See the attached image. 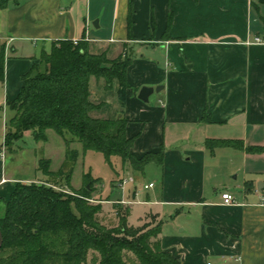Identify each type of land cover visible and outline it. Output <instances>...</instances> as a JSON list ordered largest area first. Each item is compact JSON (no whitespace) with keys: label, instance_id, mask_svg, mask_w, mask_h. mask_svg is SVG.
Segmentation results:
<instances>
[{"label":"crops","instance_id":"0c3cea01","mask_svg":"<svg viewBox=\"0 0 264 264\" xmlns=\"http://www.w3.org/2000/svg\"><path fill=\"white\" fill-rule=\"evenodd\" d=\"M60 39L85 40L91 53L110 59L132 56L124 104L117 83L107 88L105 79L91 76V99L103 94L91 115L126 118L137 157L164 150L160 189L149 181L153 191L141 198L133 187L137 200L100 202L126 204L130 215L138 205L142 223L156 217L163 249L182 264H264V186L258 189L264 183V0H23L0 8L7 99L17 97L22 76ZM145 85L161 89L143 101ZM207 139L242 147L210 150ZM6 165L4 156L0 211L15 183L26 182L10 177ZM225 192L234 203H224Z\"/></svg>","mask_w":264,"mask_h":264},{"label":"trees","instance_id":"16d2710c","mask_svg":"<svg viewBox=\"0 0 264 264\" xmlns=\"http://www.w3.org/2000/svg\"><path fill=\"white\" fill-rule=\"evenodd\" d=\"M22 1L0 0V8L17 6ZM133 11L131 3L130 38L133 37ZM131 63L132 56L128 54L110 59L105 52L91 53L85 40L54 41L50 50L43 52L40 62L22 76L23 85L17 97L6 101L13 116L6 123L4 145L11 147L28 132H32L37 141H47L48 130L53 129L65 140L67 155H73L72 167L77 151L69 145L74 141L80 142L84 150L100 151L107 158L118 156L123 165L130 161L137 171H143L152 162L162 166L163 150L141 157L131 152L135 138L126 134V118L91 115L103 105L91 99V76L105 79L107 88L117 83L118 96L124 104L129 88L127 70ZM4 79L3 48L0 81ZM204 120L211 121L207 112ZM206 146L215 150L217 147H242V144L236 140L207 139ZM50 165V159H41L39 169L47 177L64 176L70 187L73 170L65 175L64 168L53 171ZM91 179L88 181L90 187L86 185L81 192H76L77 195L57 190L47 182H16L10 198L4 200V214L0 215L3 233L0 264H87L91 251L100 255L98 264H127V252L135 255V264H182L162 247L159 239L162 223L147 230L131 226L128 223L130 209L126 207L125 214L118 210V227L103 225L97 217L102 210L101 203H91L95 181ZM245 186L247 191L254 188L251 182ZM115 204L121 209L122 203Z\"/></svg>","mask_w":264,"mask_h":264},{"label":"rangeland","instance_id":"374dc122","mask_svg":"<svg viewBox=\"0 0 264 264\" xmlns=\"http://www.w3.org/2000/svg\"><path fill=\"white\" fill-rule=\"evenodd\" d=\"M93 90L94 92H98L95 84ZM100 92L93 93L92 97L97 100L100 95H103ZM92 100L95 101L94 99ZM6 101L7 96L4 91V84L0 81V150L3 148L5 150V163L7 164L6 168L10 177L14 176L19 179H26L25 183L47 182L57 190L71 195H77L76 192H81L86 185L90 187L88 181L92 177L91 180H95L93 182L94 185L92 184L95 200H106L109 198L112 202L123 198L137 200L133 199L132 195L134 186H137L140 198L146 195L147 192H152V188L149 190H147L148 188H144L145 183L149 181H154L156 183V189H160L162 185L163 165L161 166L152 162L147 164L143 171H137L133 169L130 161L123 165L120 157L112 156L111 158H107L100 151L84 150L82 144L77 141L71 142L69 145L70 148L77 151L74 167H72L73 155H67V144L65 140L53 129L48 134L47 141H37L34 134L28 132L23 138L15 141L11 147L4 145L6 123L13 116V112L6 106ZM99 114H101L100 111L93 112V115ZM63 149L65 150V154L63 153ZM44 158L51 160L50 169L53 171L64 168L65 175H67L70 170H73L70 187H67L64 176L47 177L43 174L39 169V162ZM130 178H133V181ZM124 180L126 182L123 186L118 185L119 182ZM116 181H118L117 184H115ZM217 188L222 189L223 185L220 183ZM232 191L234 193L238 192L237 189H232ZM112 202L101 203L100 201H91L93 204L101 203L102 210L97 217L108 228L118 227L120 224L118 210L125 214L126 207H128L126 204H122L120 209ZM0 212L3 214V209ZM143 215L144 208L134 205L131 215L128 218L129 225L147 230L158 224L159 221L156 217L151 216H148L142 223ZM175 223H178V220L177 222H173V226H166L167 228L169 226L175 227ZM99 258L100 255L97 252L91 251L87 264H98ZM125 258L127 264H135L137 262L135 255L131 252H127Z\"/></svg>","mask_w":264,"mask_h":264},{"label":"water","instance_id":"95a60500","mask_svg":"<svg viewBox=\"0 0 264 264\" xmlns=\"http://www.w3.org/2000/svg\"><path fill=\"white\" fill-rule=\"evenodd\" d=\"M96 26L98 25V21H95L94 23ZM161 87H157L156 89L151 86H143L139 92V98L143 101H148L151 94H153L154 91H160ZM264 186L263 182H258V189H261ZM3 245V233L0 230V248Z\"/></svg>","mask_w":264,"mask_h":264},{"label":"built area","instance_id":"2783aa9c","mask_svg":"<svg viewBox=\"0 0 264 264\" xmlns=\"http://www.w3.org/2000/svg\"><path fill=\"white\" fill-rule=\"evenodd\" d=\"M4 156H5V150L3 148L0 150V158H3ZM130 180L133 181V178H130ZM125 182L126 181L124 180V181L119 182L118 184L123 186L125 184ZM153 186H154V184L150 183L148 185H145V188H152ZM222 197H223L224 203H226V204H231V203L235 202L234 196L229 192L223 193Z\"/></svg>","mask_w":264,"mask_h":264}]
</instances>
